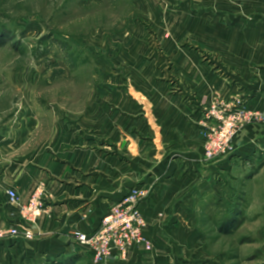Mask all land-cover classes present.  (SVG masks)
Segmentation results:
<instances>
[{
  "label": "crops",
  "instance_id": "1",
  "mask_svg": "<svg viewBox=\"0 0 264 264\" xmlns=\"http://www.w3.org/2000/svg\"><path fill=\"white\" fill-rule=\"evenodd\" d=\"M132 5V17L110 33L117 50L111 65L127 70L116 84L127 86L109 94L106 108L92 93L80 118L58 125L26 155L18 151L33 144L24 134L32 137L38 126L0 130V227L34 234L0 238V264L77 262L82 254L92 264L71 232L93 231L132 187L147 192L140 210L151 248L135 247L106 264L229 261L211 245L228 234L221 227L236 207L245 206L247 195L233 189L263 174L249 159L264 150V123L246 126L234 151L212 161L205 159L204 132L216 102L227 113L264 116V0ZM36 194L41 210L31 216L23 206Z\"/></svg>",
  "mask_w": 264,
  "mask_h": 264
},
{
  "label": "rangeland",
  "instance_id": "2",
  "mask_svg": "<svg viewBox=\"0 0 264 264\" xmlns=\"http://www.w3.org/2000/svg\"><path fill=\"white\" fill-rule=\"evenodd\" d=\"M93 1L0 0V130L38 126L32 137L24 134L33 145L18 151L23 155L58 125L80 118L92 93L102 96L106 108L109 94L127 86L116 84L118 77L127 78V70L111 65L117 50L110 33L132 17V0ZM100 29L107 32L102 38L95 36ZM254 121L264 123V116H246L233 145ZM249 162L263 174L233 189L247 195L245 206L242 212L236 207L230 232L211 245L214 253H225L226 264H264V150ZM52 264L90 263L82 254L77 262L63 258Z\"/></svg>",
  "mask_w": 264,
  "mask_h": 264
},
{
  "label": "built area",
  "instance_id": "3",
  "mask_svg": "<svg viewBox=\"0 0 264 264\" xmlns=\"http://www.w3.org/2000/svg\"><path fill=\"white\" fill-rule=\"evenodd\" d=\"M208 118L213 122L204 132L205 159L212 161L227 157L233 151V139L246 121L244 111L227 113L220 107H211ZM216 119V121L214 120ZM39 195H34L23 211L31 216L40 214ZM147 192L132 187L118 202L112 205L93 231L73 230L71 238L82 247L92 264H106L112 258H127L135 247L144 245L147 250L151 244L145 236L148 221L140 210V203ZM8 197L20 205V198L14 190L8 191ZM19 237L31 239V230L18 227H0V238Z\"/></svg>",
  "mask_w": 264,
  "mask_h": 264
},
{
  "label": "trees",
  "instance_id": "4",
  "mask_svg": "<svg viewBox=\"0 0 264 264\" xmlns=\"http://www.w3.org/2000/svg\"><path fill=\"white\" fill-rule=\"evenodd\" d=\"M233 220H235L234 219V216H232L231 214H230V216H229V218H227V222H225V224L221 227V231H223V232H225V234L226 233H229L230 232V226H231V223H232V221ZM236 221V220H235ZM69 262L70 261H72L71 259L70 260H68ZM73 262V261H72Z\"/></svg>",
  "mask_w": 264,
  "mask_h": 264
}]
</instances>
